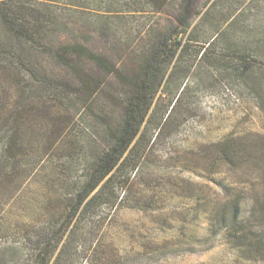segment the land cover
Returning <instances> with one entry per match:
<instances>
[{
  "label": "rangeland",
  "instance_id": "374dc122",
  "mask_svg": "<svg viewBox=\"0 0 264 264\" xmlns=\"http://www.w3.org/2000/svg\"><path fill=\"white\" fill-rule=\"evenodd\" d=\"M0 38L44 44L26 58L41 79L89 91L0 193V264H264V0H0ZM65 47L83 50L69 69ZM154 58L150 110L104 175Z\"/></svg>",
  "mask_w": 264,
  "mask_h": 264
},
{
  "label": "trees",
  "instance_id": "16d2710c",
  "mask_svg": "<svg viewBox=\"0 0 264 264\" xmlns=\"http://www.w3.org/2000/svg\"><path fill=\"white\" fill-rule=\"evenodd\" d=\"M39 47H44V44L30 42L26 38H22L21 46L9 43L6 38H0V193L10 184L22 179L19 169L24 159L31 156L29 148L43 145L44 152L37 156L42 158L62 141L71 115L78 111L77 106L80 105L78 102H66L68 93L72 92L74 95L79 88L89 93L88 85L84 83L80 87L72 88L63 81H43L36 70L37 67L26 63L29 51ZM164 49L165 44H161L159 53H165ZM81 53L83 50L79 47H69L67 50L65 47L55 51L53 57L61 68L69 69L67 57ZM161 74V59L157 61L154 58L146 64L140 89L126 107L127 117L122 131L119 132L116 143L100 160V171L104 172V175L117 167L144 122L151 107L150 89L154 81L162 78ZM76 96L79 97V94ZM89 96L87 95L86 99H89ZM59 112L66 113L67 116L60 120ZM30 126L47 130V135L27 138L24 131ZM225 145L223 150L229 156L234 148L233 140Z\"/></svg>",
  "mask_w": 264,
  "mask_h": 264
}]
</instances>
